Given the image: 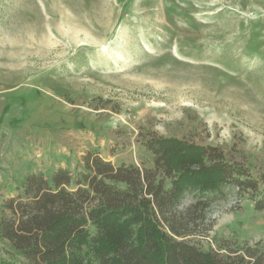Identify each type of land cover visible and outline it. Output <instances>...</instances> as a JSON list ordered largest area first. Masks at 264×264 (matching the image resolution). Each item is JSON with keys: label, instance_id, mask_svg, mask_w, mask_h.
Here are the masks:
<instances>
[{"label": "rangeland", "instance_id": "1", "mask_svg": "<svg viewBox=\"0 0 264 264\" xmlns=\"http://www.w3.org/2000/svg\"><path fill=\"white\" fill-rule=\"evenodd\" d=\"M148 132L260 181L226 187L193 242L264 248V0H0V220L28 175H75L90 151L153 167Z\"/></svg>", "mask_w": 264, "mask_h": 264}, {"label": "trees", "instance_id": "2", "mask_svg": "<svg viewBox=\"0 0 264 264\" xmlns=\"http://www.w3.org/2000/svg\"><path fill=\"white\" fill-rule=\"evenodd\" d=\"M153 167L114 165L90 151L73 175H28L0 220V264H264V248L193 239L226 187L260 192V181L221 149L148 132ZM187 196L193 200L183 205ZM264 211V198L255 202ZM223 252V253H222Z\"/></svg>", "mask_w": 264, "mask_h": 264}]
</instances>
